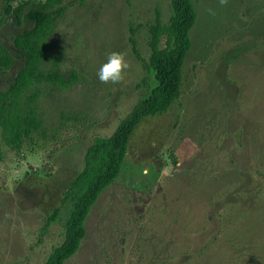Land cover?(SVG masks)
Returning <instances> with one entry per match:
<instances>
[{
  "label": "rangeland",
  "instance_id": "1",
  "mask_svg": "<svg viewBox=\"0 0 264 264\" xmlns=\"http://www.w3.org/2000/svg\"><path fill=\"white\" fill-rule=\"evenodd\" d=\"M12 4L32 0H9ZM196 21L170 109L134 128L114 182L91 207L86 234L63 264H264V0H193ZM51 36L61 71L78 81L42 86L47 142L0 130V264H42L63 238L70 203L61 205L84 153L109 136L152 84L148 27L169 0H65ZM3 2H0V16ZM31 26L4 15L0 43ZM134 29V55L128 40ZM122 52L118 84L97 70ZM22 62L6 74L5 89ZM146 78L147 83H143ZM54 208L58 218L42 226Z\"/></svg>",
  "mask_w": 264,
  "mask_h": 264
},
{
  "label": "trees",
  "instance_id": "2",
  "mask_svg": "<svg viewBox=\"0 0 264 264\" xmlns=\"http://www.w3.org/2000/svg\"><path fill=\"white\" fill-rule=\"evenodd\" d=\"M3 2L0 26L4 15L13 16L17 23L22 16L31 26L12 37L17 53L0 43V73L6 74L16 59L22 64L5 89H0V130L20 138L47 142L54 137L47 132L38 101L42 86L52 85L67 89L78 81L73 69L63 73L59 57L51 53V36L56 21L63 15L65 0H32L12 4ZM170 15L163 22L160 11L155 9L154 22L149 25L148 60L145 71L152 74L148 93L137 101L119 120L109 136H97L84 153L82 169L71 179L63 193L61 205L70 203L64 222L62 240L51 247L42 264H63L78 250L86 234L85 222L99 194L118 176L128 150V142L134 128L145 116H157L167 112L181 93L183 64L191 47L190 30L196 21L193 0H169ZM134 29H130L129 42L137 59ZM143 83H147L146 78ZM59 208L47 216L42 232L58 218Z\"/></svg>",
  "mask_w": 264,
  "mask_h": 264
},
{
  "label": "clouds",
  "instance_id": "3",
  "mask_svg": "<svg viewBox=\"0 0 264 264\" xmlns=\"http://www.w3.org/2000/svg\"><path fill=\"white\" fill-rule=\"evenodd\" d=\"M224 0H221L223 3ZM129 67L122 52L113 51L107 54L105 62H103L97 70V78L102 83L111 82L118 84L124 75V71Z\"/></svg>",
  "mask_w": 264,
  "mask_h": 264
}]
</instances>
